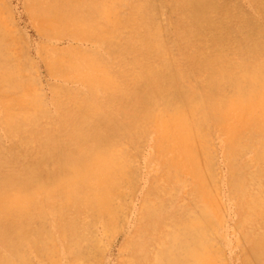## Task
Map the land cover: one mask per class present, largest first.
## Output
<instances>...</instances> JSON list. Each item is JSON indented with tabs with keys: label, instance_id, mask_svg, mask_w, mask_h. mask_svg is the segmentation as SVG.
<instances>
[{
	"label": "rangeland",
	"instance_id": "obj_1",
	"mask_svg": "<svg viewBox=\"0 0 264 264\" xmlns=\"http://www.w3.org/2000/svg\"><path fill=\"white\" fill-rule=\"evenodd\" d=\"M54 1L0 0V65L7 52L8 63L20 68L19 85L0 87V178L31 173L35 179L23 189L29 192L37 182L46 183L69 165L84 161L85 149L102 145L95 134L113 133L115 138L122 136L116 153L123 158L124 178L113 197V212L91 208L82 188L73 201L59 191L48 196L43 190L35 194L26 215H1L0 264H264V132L244 133L241 150H229L228 133L241 124V118L226 106L234 90L227 80L241 69L264 64V0H107L109 14L92 9L96 30L89 32L81 25L45 22L40 8L54 9L58 0ZM135 7L141 11L135 13ZM89 60L93 70L84 66ZM73 62L82 63L83 68H73ZM151 68L157 75L148 72ZM87 74L98 79L114 76V86L89 83ZM218 83L226 101L219 110L209 104L199 111L204 129L195 144L199 153L194 161L177 142L170 152H161L153 128H140L132 119L133 113L145 109L144 101L159 91L177 95L204 91ZM19 96L31 103L30 120H24L27 114L16 103ZM81 101L95 104L100 112L83 117ZM171 156L183 174L166 171L165 161ZM18 185L17 179L0 188V197L7 191L12 194ZM17 226L27 233L18 240L10 234L13 244L8 245L4 233Z\"/></svg>",
	"mask_w": 264,
	"mask_h": 264
},
{
	"label": "bare ground",
	"instance_id": "obj_2",
	"mask_svg": "<svg viewBox=\"0 0 264 264\" xmlns=\"http://www.w3.org/2000/svg\"><path fill=\"white\" fill-rule=\"evenodd\" d=\"M46 1V0H45ZM55 2L54 0H51V3ZM107 0H58V5L54 9L46 8L42 10L43 20L45 22H48L49 24L60 26V25H66L68 23H71V25H77L80 27L83 26L86 28L89 32V30H96L94 20L91 19L90 14L92 12V9H96L98 12H106L109 14L108 9L110 6L106 4ZM115 1V0H113ZM206 1V0H205ZM120 2V1H119ZM116 3V2H115ZM139 3V2H137ZM204 3V2H203ZM109 4V3H108ZM112 4V2L110 3ZM39 5V4H38ZM118 4H116L117 6ZM134 5V4H133ZM141 4L139 3V6ZM207 5V4H206ZM50 6V5H49ZM39 7V6H38ZM47 7V6H46ZM113 7V6H112ZM134 7V6H133ZM132 7V9H134ZM212 7V6H211ZM45 8V7H44ZM142 8V7H141ZM67 9V13H63L62 10ZM120 9V8H119ZM131 9V8H130ZM143 9V8H142ZM214 9V8H213ZM84 10V11H82ZM116 10V9H115ZM140 10V8L135 7V13H137ZM64 11V12H65ZM117 11V10H116ZM141 11V10H140ZM115 12V11H114ZM133 12V11H132ZM40 13V12H39ZM93 13V12H92ZM102 13V14H103ZM105 13V14H106ZM111 13V12H110ZM139 13V12H138ZM97 14V13H96ZM119 14V13H118ZM115 15V14H114ZM127 15V14H126ZM140 15V14H139ZM212 15V14H211ZM215 15V14H214ZM99 16L100 13H99ZM98 16V17H99ZM108 16V15H107ZM129 16V15H128ZM213 16V15H212ZM211 16V17H212ZM89 17V18H88ZM93 17V16H92ZM106 17V16H104ZM103 17V18H104ZM132 17V16H131ZM130 17V18H131ZM136 17V16H135ZM114 18V17H113ZM121 18V16H120ZM129 18V17H128ZM133 18V17H132ZM97 19V18H96ZM100 19V18H99ZM107 19V18H106ZM116 19V18H115ZM126 19V18H125ZM111 20V18H110ZM132 20V19H130ZM143 20V19H142ZM212 20V19H211ZM40 21V20H39ZM42 21V20H41ZM40 21V22H41ZM118 21V20H117ZM134 21V20H133ZM137 22V25H139L140 21L139 18L135 20ZM101 22V21H100ZM106 22V21H105ZM116 22V21H114ZM117 23V22H116ZM142 23V22H141ZM150 23V21H149ZM109 24V23H108ZM115 24V23H114ZM118 24V23H117ZM121 24V23H120ZM119 24V25H120ZM133 24V23H132ZM46 25V24H45ZM44 25V26H45ZM222 25V24H221ZM42 26V24H41ZM98 26V25H97ZM100 26V25H99ZM116 26V25H114ZM141 26V25H139ZM143 26V25H142ZM141 26V27H142ZM3 27V26H2ZM103 28V26H101ZM100 27V28H101ZM110 27V26H109ZM138 27V26H137ZM154 27V26H152ZM4 28V27H3ZM76 28V27H74ZM78 28V27H77ZM105 28V27H104ZM112 28V27H111ZM136 28V27H135ZM144 28V26H143ZM109 29V28H108ZM127 29V28H126ZM134 29V28H133ZM141 29V28H139ZM138 29V31H139ZM5 30V29H3ZM129 30V29H128ZM206 30V29H205ZM83 31V30H82ZM93 31V32H94ZM100 31V30H99ZM117 31V30H116ZM119 31V30H118ZM4 32V31H3ZM87 32V33H88ZM98 32V31H97ZM112 32V31H111ZM84 33V32H83ZM86 33V32H85ZM114 33V32H113ZM144 33V32H143ZM142 33V34H143ZM207 33V32H206ZM205 33V34H206ZM1 34V33H0ZM89 34V33H88ZM87 34V35H88ZM98 34V33H96ZM95 34V35H96ZM126 34V33H125ZM130 34V33H128ZM140 34V33H139ZM138 34V35H139ZM162 34V33H161ZM177 34V33H176ZM3 35V34H2ZM0 35V42L3 40V36ZM7 35V34H6ZM110 35V34H109ZM144 36V34H143ZM152 36V35H151ZM177 36V35H176ZM7 37V36H6ZM110 37V36H109ZM119 37V35H118ZM137 37V36H136ZM140 37V36H139ZM8 38V37H7ZM130 38V37H129ZM219 38V37H218ZM109 39V38H108ZM118 39V38H117ZM140 39V38H139ZM103 40V38H102ZM116 40V39H114ZM133 40V39H132ZM249 40V39H248ZM105 41V40H104ZM128 41V40H126ZM125 41V42H126ZM136 41V40H135ZM217 41V40H216ZM241 41V40H240ZM239 41V43H240ZM106 42V41H105ZM133 42V41H132ZM162 42V41H161ZM192 42V40H191ZM212 42V41H211ZM116 43V42H114ZM140 43V42H139ZM218 43V42H216ZM229 43V42H228ZM246 43V42H245ZM125 44V43H124ZM144 44V43H143ZM211 44V43H210ZM223 44V43H222ZM231 44V43H230ZM112 45H114L112 43ZM150 45V44H148ZM165 45V43H164ZM216 45V44H215ZM116 46V45H115ZM143 46V45H142ZM152 46V45H151ZM158 46V45H157ZM189 46V45H188ZM210 46V45H209ZM109 47V46H108ZM114 48V47H113ZM128 48V47H127ZM140 48V47H139ZM150 48V47H149ZM190 48V47H189ZM194 48V47H193ZM8 49V48H7ZM117 49V48H116ZM119 49V48H118ZM130 49V48H129ZM230 49V48H229ZM123 50V49H122ZM141 50V49H140ZM176 50V49H175ZM261 50V49H260ZM1 51V49H0ZM3 51V50H2ZM137 51V50H136ZM178 51V50H177ZM212 51V50H211ZM120 52V51H119ZM134 52V51H133ZM182 52V51H180ZM220 52V50H219ZM138 53V52H137ZM185 53V52H184ZM246 53V52H245ZM119 54V53H118ZM168 54V53H167ZM166 54V55H167ZM255 54V53H254ZM142 55V54H141ZM222 55V54H221ZM230 55V54H229ZM3 62L0 65V87L2 86H8V85H19V67L16 64H10L9 58L10 55L7 52H3ZM92 56V55H91ZM97 57V55L95 54ZM128 56V55H127ZM138 56V55H136ZM177 56V55H176ZM124 57V56H123ZM159 58V56H157ZM175 57V55H174ZM186 57V56H185ZM184 56L182 58H185ZM241 57V56H240ZM246 58L248 56H245ZM263 57V56H262ZM82 58V57H81ZM157 58V59H158ZM181 58V60H182ZM222 58V57H221ZM220 58V59H221ZM230 58V57H229ZM235 58V57H234ZM65 59V58H64ZM99 59V58H98ZM188 59V58H187ZM245 59V58H244ZM256 59V58H255ZM254 59V60H255ZM2 60V59H1ZM114 60V58H113ZM130 60V59H129ZM153 60V59H152ZM155 60V59H154ZM228 60V58H227ZM246 60V59H245ZM264 60V59H263ZM16 61V60H15ZM101 61V60H100ZM104 61V60H103ZM102 61V62H103ZM174 61V59H173ZM210 61V60H209ZM257 61V60H256ZM261 61V60H260ZM258 61V62H260ZM64 62V61H63ZM72 62V61H71ZM132 62V61H131ZM138 62V61H137ZM140 62V61H139ZM145 62V61H144ZM170 62V61H169ZM190 62V61H189ZM219 62V61H218ZM20 63V62H19ZM18 63V64H19ZM53 63V62H52ZM58 64L59 62H55ZM67 63V62H66ZM68 63H70L68 61ZM151 63V61H150ZM156 63V62H155ZM174 63V62H173ZM50 64V63H49ZM55 64V65H56ZM98 64V63H97ZM107 64V63H106ZM132 64V63H131ZM130 64V65H131ZM184 64V63H183ZM191 64V63H190ZM212 64V63H211ZM217 64V63H216ZM262 64V63H261ZM54 65V64H53ZM70 65V64H69ZM73 68L75 69H81L83 68L82 63L76 62L72 64ZM87 66L89 70H93L95 66L93 65V62L91 60L86 61V64L84 66ZM104 65V64H103ZM146 65V64H144ZM186 65V64H185ZM189 65V64H188ZM194 65V64H193ZM222 65V64H221ZM242 65V64H241ZM255 65V64H254ZM21 66V64L19 65ZM102 66V65H101ZM217 66V65H216ZM215 66V67H216ZM116 67V66H115ZM132 67V66H131ZM147 67V66H146ZM145 67V68H146ZM212 67V66H211ZM230 67V66H229ZM59 68V67H58ZM66 68V67H65ZM97 68V67H96ZM142 68V67H141ZM144 68V69H145ZM241 68V66H240ZM249 68V67H248ZM86 69V68H85ZM107 69V68H106ZM105 69V70H106ZM191 69V68H190ZM215 69V68H214ZM54 70V69H53ZM58 70V69H57ZM108 70V69H107ZM195 70V69H194ZM218 70V69H217ZM220 70V69H219ZM222 70V69H221ZM229 70V69H228ZM235 70V69H234ZM242 71L238 74H234L230 77L229 80H227L226 83L232 85L234 87V90L232 89V92L229 94V105L227 104L230 109L235 110L239 114V118H241V124L240 125H233L231 127V130L228 133L229 136V150H236L239 149L241 143H243L246 139L243 134L247 133L248 136L250 135L251 131H255L256 134L264 132V64L258 65L255 67H251L249 69H241ZM85 71V70H82ZM87 71V70H86ZM125 71V70H124ZM138 71V70H137ZM233 71V70H232ZM236 71V70H235ZM238 71V70H237ZM81 72V71H80ZM151 75H157V71L153 68H151L148 71ZM186 72V71H185ZM215 72V71H214ZM108 73V72H107ZM131 73V72H129ZM134 73V72H133ZM132 73V74H133ZM146 73V74H149ZM173 73V72H172ZM184 73V72H183ZM209 73V72H208ZM223 73V72H222ZM22 74V73H21ZM91 74V73H90ZM90 74H87L85 76V81L89 83H103L105 85H113L114 82H112V78L110 77H103L102 79L94 78ZM109 74V73H108ZM113 74V73H112ZM141 74V73H140ZM206 74V73H205ZM204 74V75H205ZM103 75V74H102ZM111 75V74H110ZM109 75V76H110ZM129 75V74H128ZM135 75V73H134ZM199 75V74H198ZM231 75V74H230ZM98 76V75H97ZM137 76V75H136ZM118 77V76H117ZM131 77V76H130ZM148 77V76H147ZM193 77V76H192ZM24 78V77H23ZM123 78V77H122ZM133 78V75L132 77ZM198 78V77H197ZM228 78V77H227ZM137 78H134V80ZM149 79V78H148ZM147 79V80H148ZM152 79V78H151ZM184 79V78H183ZM214 79V78H213ZM116 80V79H114ZM125 80V79H124ZM194 80V79H193ZM196 80V79H195ZM212 80V79H211ZM29 80L25 81L28 82ZM84 81V82H85ZM129 81V80H128ZM126 81V83L128 82ZM133 81V80H132ZM218 81V80H217ZM223 81V80H222ZM118 82V81H117ZM29 83V82H28ZM125 82H123L124 84ZM131 83V82H130ZM129 83V84H130ZM135 83V82H134ZM166 83V82H165ZM185 83V82H184ZM220 83V82H219ZM218 84H214L210 86L209 88L205 89L204 91H194L190 93H181V94H171L166 95L163 91H159L158 95H155L153 97L147 98L145 103V109L143 111L133 113L132 119L136 122V125L140 126V128L143 127H152L155 133L157 134L158 143L161 145V152L167 151L170 152L172 150V146L174 142L180 143L182 146V149L184 153L187 155L191 161H194L197 158V154L199 151L197 150V147L195 146L196 142H199L201 139L200 137V130L201 128L204 129V127H201L203 118L201 116L198 117L199 111L203 109L205 106L209 104H213L216 106V108L219 110L223 108L224 102L226 101V98H224V94L222 90L220 89V86ZM24 84V82H23ZM22 84V86H23ZM140 84V83H139ZM204 84V83H203ZM30 85V84H29ZM125 85V84H124ZM183 85V84H182ZM31 86V85H30ZM172 86V85H171ZM110 87V89H111ZM123 87V86H120ZM126 87V86H125ZM131 87V86H130ZM140 87V86H139ZM152 87V86H151ZM155 87V86H154ZM137 88V87H136ZM135 88V89H136ZM197 88V87H196ZM2 89V88H0ZM5 89V88H4ZM114 89V88H113ZM116 89V88H115ZM188 89V88H187ZM199 89V88H198ZM223 89V88H222ZM109 90V89H107ZM120 90V89H119ZM140 90V89H139ZM154 90V89H153ZM25 91V90H24ZM27 91V90H26ZM97 91V90H96ZM115 91V90H114ZM128 91V90H127ZM141 91V90H140ZM170 91H172L170 89ZM21 92V91H20ZM33 92V91H32ZM118 92V91H117ZM131 92V91H129ZM121 93V92H120ZM170 93V92H169ZM13 94V93H12ZM128 94V93H127ZM19 95V93H18ZM17 95V96H18ZM28 96V95H27ZM1 97V96H0ZM78 97V95H77ZM113 97V96H112ZM123 97V96H122ZM79 98V97H78ZM118 98V96L116 97ZM133 98V97H132ZM2 99V98H1ZM77 99V98H76ZM82 100V97L80 98ZM139 99V98H138ZM9 100V99H8ZM38 100V99H37ZM72 100V99H71ZM84 100V99H83ZM122 100V99H121ZM124 100V99H123ZM5 101V100H4ZM113 101V99H112ZM120 101V100H119ZM130 101V99H129ZM140 101V100H139ZM212 103H211V102ZM78 101H75L77 103ZM86 102V101H85ZM83 101L80 102V107L83 108L80 111H83V114L86 116L92 117L94 113L97 111V107L95 104L85 103ZM108 103V101L106 100ZM111 102V101H110ZM16 103L18 106L21 107L23 114H27L24 117V120H30L29 113L31 114V111H29L31 107V103L21 96L17 97ZM68 103V102H67ZM72 103V102H71ZM74 103V104H75ZM100 103V102H99ZM106 103V104H107ZM116 103V102H115ZM6 104V103H5ZM11 104V103H10ZM78 104V103H77ZM105 104V103H104ZM134 104V103H133ZM2 105V104H1ZM11 106V105H10ZM40 106V105H39ZM72 106V105H71ZM78 106V105H77ZM107 106V105H106ZM110 106V105H109ZM113 106V105H112ZM116 106V105H115ZM122 106V105H121ZM135 106V105H134ZM140 106V105H139ZM74 107V105H73ZM79 107V106H78ZM117 107V106H116ZM72 108V107H71ZM107 108V107H106ZM36 109V108H35ZM108 109V108H107ZM116 109V108H114ZM211 109V107H210ZM69 110V109H68ZM76 110V109H75ZM118 110V109H117ZM216 110V109H215ZM227 110V109H226ZM5 111V110H4ZM66 111V110H65ZM64 111V112H65ZM77 111V110H76ZM99 111V110H98ZM97 111V112H98ZM105 111V110H103ZM131 111V110H130ZM37 112V111H36ZM69 112V111H68ZM100 112V111H99ZM119 112V111H118ZM126 112V111H125ZM208 112V111H207ZM219 112V111H218ZM6 113V112H5ZM4 113V114H5ZM35 113V112H34ZM103 113V112H102ZM122 113V112H121ZM209 113V112H208ZM232 113V111H231ZM8 114V113H6ZM22 114V113H21ZM22 114V115H23ZM76 114V113H75ZM80 114V113H79ZM111 114V113H110ZM120 114V113H119ZM214 114V113H213ZM11 115V114H9ZM69 115V114H68ZM81 115V114H80ZM24 116V115H23ZM70 116V115H69ZM101 116V115H100ZM261 116V117H260ZM39 117V116H38ZM97 117V116H96ZM106 117V116H105ZM129 117V116H128ZM211 117V116H210ZM9 118L12 119L10 116ZM123 118V117H122ZM23 119V118H22ZM95 119V116H94ZM238 119V117H237ZM13 120V119H12ZM11 120V121H12ZM18 120V119H17ZM70 120V119H69ZM79 120V117H78ZM81 120V119H80ZM98 120V119H97ZM112 121V120H111ZM6 122V121H5ZM20 122V121H19ZM77 122V121H76ZM80 122V121H79ZM92 122V121H91ZM125 122V121H124ZM33 122H31L32 124ZM54 123V122H53ZM52 123V124H53ZM103 123V122H102ZM204 123V122H203ZM240 123V122H238ZM237 123V124H238ZM18 124V123H17ZM27 124V123H26ZM37 124V123H36ZM43 124V123H42ZM64 124V123H63ZM74 124V123H73ZM99 124V123H98ZM105 124V123H104ZM112 124V123H111ZM123 124V123H122ZM24 125V124H23ZM59 125V124H57ZM65 125V124H64ZM63 125V126H64ZM76 125V124H74ZM90 125V124H89ZM94 125V124H93ZM102 125V124H101ZM25 126V125H24ZM41 126V125H40ZM49 126V125H48ZM61 126V125H60ZM81 126V125H79ZM85 126V125H84ZM92 126V125H91ZM8 127V126H7ZM15 127V126H14ZM69 127V126H68ZM83 127V126H82ZM102 127V126H100ZM137 127V126H136ZM20 128V127H19ZM81 128V127H80ZM104 128V127H103ZM139 128V127H138ZM25 129V128H24ZM36 129V127H35ZM72 129V128H71ZM17 130V129H16ZM33 130V129H32ZM47 130V129H46ZM66 131V128L63 129ZM70 130V129H69ZM102 130V129H101ZM107 130V129H106ZM135 130V129H134ZM8 131V130H7ZM57 131V129H56ZM88 131V130H87ZM86 131V132H87ZM136 131V130H135ZM134 131V132H135ZM12 132V131H11ZM28 132V131H27ZM44 132V131H43ZM63 132V131H62ZM72 132V131H71ZM91 132V131H90ZM17 133V132H16ZM24 133V132H23ZM40 133V132H39ZM38 133V134H39ZM42 133V132H41ZM74 133V132H73ZM112 134V132H110ZM124 133V132H123ZM131 133V132H130ZM145 133V132H144ZM69 134V133H68ZM105 134V133H104ZM254 134V133H252ZM30 135V133H29ZM28 135V136H29ZM46 135V134H44ZM48 135V134H47ZM52 135V134H51ZM50 135V136H51ZM70 135V134H69ZM93 135V134H92ZM206 135V134H205ZM21 136V135H20ZM78 136V135H77ZM82 140L86 136V133H83L80 135ZM96 141L102 142V145L96 146L89 149H85V153L87 154V157L84 161H81L79 163H74L66 167L58 177H54V179L47 180L46 183H39L37 182V186L29 191L26 192L23 189L26 187V185L35 179V175L23 171L19 174H8L0 178V188H6V186L11 185L13 181L17 180L19 181V185L13 188V193L9 194V191H7V195H2L3 197H0V217L1 215H9L10 213L18 212L21 216H24L27 214L28 206H30V202L33 201L35 198V194L41 193V191H46L48 196H51L55 192H60L63 197L67 201H73V198L77 196L78 191H80L82 188L85 189L86 198H84L85 203L89 204L91 208L98 210H104L106 212H113L114 206L112 204L113 197L118 194V184L120 183L122 174L124 172V164H123V158L121 156L117 155L116 150L119 146L120 139L122 136H118L115 138L116 135L114 133L112 135H107L105 137H97L96 135ZM128 136V135H127ZM143 136V135H142ZM146 136V135H145ZM46 137V136H45ZM53 137V136H52ZM79 137V136H78ZM42 138V137H41ZM68 138V137H67ZM66 138V139H67ZM90 138V137H89ZM93 138V137H92ZM144 138V137H142ZM250 138V137H249ZM37 139V138H36ZM50 139V138H48ZM94 139V140H95ZM257 139H259L257 137ZM264 139V138H263ZM17 140V138H16ZM45 140V139H44ZM81 140V139H79ZM135 140V139H134ZM226 140V139H225ZM32 141V140H31ZM39 141V140H38ZM62 141V139H61ZM84 141V140H83ZM53 142V141H51ZM65 142V141H64ZM80 142V141H79ZM88 142V141H87ZM134 142V141H133ZM263 142V141H262ZM260 142V143H262ZM25 143V142H24ZM31 143V142H30ZM40 143V142H39ZM38 143V144H39ZM49 143V142H48ZM71 143V142H70ZM37 144V145H38ZM79 144V143H78ZM82 144V143H81ZM95 144V142H94ZM258 144V143H257ZM23 145V144H22ZM52 145V144H51ZM55 145V144H54ZM89 145V144H88ZM246 145V144H245ZM20 146V145H19ZM18 146V148H19ZM30 146V144H29ZM67 146V145H66ZM70 146V145H69ZM78 146V145H77ZM251 146V144H250ZM38 147V146H37ZM52 147V146H51ZM160 147V146H159ZM244 147V146H243ZM242 147V148H243ZM252 147V146H251ZM256 147V146H254ZM252 147V148H254ZM260 147V146H259ZM263 149H264V142H263ZM24 148V147H23ZM66 148V147H65ZM250 148V147H249ZM16 149V148H15ZM20 149V148H19ZM25 149V148H24ZM69 149V148H68ZM75 149V148H74ZM126 149V148H125ZM158 149V148H157ZM244 149V148H243ZM247 149V148H246ZM28 150V149H27ZM37 150V149H36ZM249 150V149H248ZM247 150V151H248ZM253 150V149H252ZM81 151V150H80ZM79 151V152H80ZM129 151V150H128ZM232 151V152H233ZM243 151V150H242ZM262 151V149H261ZM15 152V151H14ZM253 152V151H252ZM256 152V151H255ZM54 153V152H53ZM52 153V154H53ZM1 154V153H0ZM11 154V153H10ZM22 154V153H21ZM166 154V153H165ZM230 154H232L230 152ZM241 154V153H240ZM16 155V154H15ZM63 155V154H62ZM129 155V154H128ZM256 155V154H255ZM261 155V154H260ZM23 156V155H22ZM24 156H26L24 154ZM23 156V157H24ZM30 154L28 155V157ZM257 156V155H256ZM14 157V156H13ZM21 157V156H20ZM67 157V156H66ZM76 157V156H75ZM260 156H258L259 158ZM262 157H264V151L262 152ZM261 157V158H262ZM7 158V157H6ZM81 158V157H80ZM164 158V157H163ZM169 159L166 162V171L169 173H173L176 175H181L185 171L182 170L179 162L175 160L171 156L168 157ZM231 158V157H230ZM11 159V157H10ZM13 159V158H12ZM30 158H27V160ZM46 159V158H45ZM264 159V158H263ZM24 160V158H23ZM38 160V158H37ZM36 160V161H37ZM77 160V159H75ZM25 161V160H24ZM65 161V160H64ZM22 162V161H21ZM44 162V161H43ZM42 162V163H43ZM60 162V161H59ZM164 162V163H165ZM199 162V160H198ZM26 163V162H25ZM38 163V162H37ZM51 163V162H50ZM252 163V162H249ZM194 164V163H193ZM257 164V163H256ZM262 164V163H261ZM18 165V164H17ZM20 165V164H19ZM42 165V164H41ZM68 165V164H67ZM195 165L196 161H195ZM37 166V165H36ZM62 166V165H61ZM66 166V165H65ZM201 166V165H200ZM161 167V166H160ZM164 167V166H163ZM196 167V166H194ZM247 167V166H246ZM16 168V167H15ZM47 168V167H46ZM244 168V167H243ZM60 169V168H59ZM62 169V168H61ZM8 170V169H7ZM36 170V169H35ZM41 170V169H40ZM126 170V169H125ZM186 170V169H185ZM195 170L201 171V167H196ZM2 171V170H1ZM10 171V170H9ZM188 170H186L187 172ZM11 172V171H10ZM57 174V173H56ZM186 174V173H185ZM189 174V173H188ZM191 174V173H190ZM161 175V174H160ZM44 176V175H43ZM124 176V175H123ZM187 176V175H186ZM185 176V177H186ZM162 177V176H161ZM43 178V177H42ZM52 178V177H51ZM124 178V177H122ZM168 178V177H167ZM180 178V177H179ZM193 178V177H192ZM169 179V178H168ZM178 180V179H177ZM154 181V180H153ZM174 181V180H173ZM191 181V180H190ZM198 181V180H197ZM42 182V181H41ZM164 182V181H163ZM194 182V181H193ZM196 182V180H195ZM159 183V182H158ZM162 183V182H161ZM123 184V183H122ZM156 184V183H155ZM164 184V183H163ZM168 184V183H167ZM178 184V183H177ZM14 185V184H13ZM12 185V186H13ZM192 185V184H191ZM199 184L197 182L195 183L196 190L199 189ZM156 186V185H155ZM184 186V185H183ZM47 187V188H46ZM202 187V186H201ZM190 188V187H189ZM1 190V189H0ZM10 190V188H9ZM4 191V189H3ZM6 191V190H5ZM192 191V190H190ZM201 191V190H200ZM198 192V191H197ZM4 193V192H3ZM82 193V192H81ZM176 194V193H175ZM185 195V193H184ZM183 195V196H184ZM198 195V194H197ZM196 195V196H197ZM81 196V195H80ZM57 197V196H56ZM186 197V196H185ZM54 198V196H53ZM178 198V197H177ZM187 198V197H186ZM119 199V198H118ZM35 200V199H34ZM65 200V201H66ZM177 200V199H176ZM178 201V200H177ZM189 201V200H188ZM173 202V200H172ZM171 202V203H172ZM185 202V201H182ZM192 203V202H191ZM205 203V202H204ZM49 204V203H48ZM69 204V203H68ZM174 205V204H173ZM185 205V204H184ZM49 206V205H48ZM54 207V206H53ZM185 207V206H184ZM183 207V208H184ZM195 207V204H194ZM38 208V207H37ZM187 208V207H186ZM197 208V207H196ZM263 208V207H262ZM39 209V208H38ZM54 209V208H53ZM162 209V208H161ZM164 209V208H163ZM177 209V208H176ZM180 209V208H178ZM251 209V208H249ZM41 210V209H40ZM174 210V209H173ZM182 210V209H181ZM186 210V209H185ZM53 211V210H52ZM156 211V210H155ZM171 211V210H170ZM187 211V210H186ZM196 211V210H195ZM260 211V210H259ZM36 212V211H35ZM102 212V211H101ZM152 212V211H151ZM181 212V211H180ZM263 212V211H262ZM45 213V212H44ZM98 213V212H97ZM183 213V211H182ZM85 214V213H84ZM16 216V215H15ZM3 217V216H2ZM11 217V216H10ZM79 218V217H78ZM1 219V218H0ZM16 219V218H15ZM3 220V219H2ZM5 222V221H4ZM25 222V221H24ZM36 222V221H35ZM68 222V221H67ZM79 223V222H78ZM81 223V222H80ZM11 224V223H10ZM9 225V224H7ZM72 225V224H71ZM79 225V224H78ZM13 226V225H12ZM18 227V226H17ZM184 227V226H183ZM181 228V227H179ZM185 228V227H184ZM184 228H182L184 230ZM187 228V227H186ZM73 229V227H72ZM181 229V230H182ZM67 230V229H66ZM68 231V230H67ZM75 231V230H74ZM180 231V230H179ZM73 232V231H72ZM14 233V237L16 240L22 239L26 235V231L22 227H18L15 229H12V231L8 230L4 233L6 235V243L8 245L13 244V240L10 239V234ZM29 235V234H28ZM33 236V235H32ZM182 236V235H180ZM179 236V237H180ZM176 237V236H175ZM178 237V236H177ZM172 238V237H171ZM30 240V239H29ZM172 240V239H171ZM173 241V240H172ZM22 245V244H21ZM171 245V244H170ZM186 245V244H185ZM184 245V246H185ZM177 246V245H176ZM1 247V246H0ZM175 247V246H174ZM176 248V247H175ZM187 248V247H185ZM21 249V247H20ZM188 249V248H187ZM8 250V249H7ZM6 250V251H7ZM13 250V249H12ZM17 253V252H16ZM177 254V253H176ZM176 254L172 255L175 256ZM14 255V254H13ZM169 255V254H168ZM15 256V255H14ZM17 258V257H16ZM19 258V256H18ZM21 258V257H20ZM169 258V257H168ZM173 259V258H172ZM169 259H167L168 261ZM171 261V260H170ZM175 261V260H174ZM173 261V262H174ZM12 262V261H11ZM16 262V261H15ZM168 264V263H167ZM174 264V263H173Z\"/></svg>",
	"mask_w": 264,
	"mask_h": 264
}]
</instances>
